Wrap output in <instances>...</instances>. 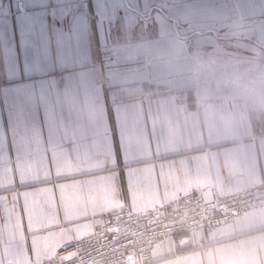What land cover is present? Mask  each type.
Returning <instances> with one entry per match:
<instances>
[{"label": "crops", "instance_id": "1", "mask_svg": "<svg viewBox=\"0 0 264 264\" xmlns=\"http://www.w3.org/2000/svg\"><path fill=\"white\" fill-rule=\"evenodd\" d=\"M220 1L264 50V0ZM169 25V0H0V264L40 262L125 205L264 187V120L236 96L259 89L169 85V54L147 48ZM148 264H264V206L163 238Z\"/></svg>", "mask_w": 264, "mask_h": 264}, {"label": "rangeland", "instance_id": "2", "mask_svg": "<svg viewBox=\"0 0 264 264\" xmlns=\"http://www.w3.org/2000/svg\"><path fill=\"white\" fill-rule=\"evenodd\" d=\"M213 3V0H169L168 45L153 39L156 41L147 48L151 55L169 54V85L259 89L253 91L256 94L248 91L236 96L245 103L251 119L264 120V92L261 91L264 89V50L251 46L242 35L245 32L239 33L223 24L226 15L222 12V2L215 6ZM142 18V23L148 22ZM134 45L125 47L126 52L138 48ZM184 55L190 59L181 60Z\"/></svg>", "mask_w": 264, "mask_h": 264}, {"label": "built area", "instance_id": "3", "mask_svg": "<svg viewBox=\"0 0 264 264\" xmlns=\"http://www.w3.org/2000/svg\"><path fill=\"white\" fill-rule=\"evenodd\" d=\"M259 206H264L262 186L210 199L190 192L147 212L125 205L107 213L91 234L68 241L52 256L29 264H148L153 246L161 239L230 222L238 213Z\"/></svg>", "mask_w": 264, "mask_h": 264}]
</instances>
